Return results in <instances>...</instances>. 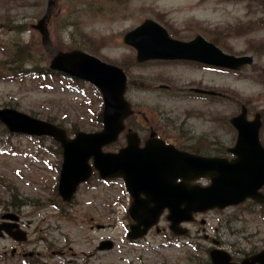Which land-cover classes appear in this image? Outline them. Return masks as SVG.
Returning a JSON list of instances; mask_svg holds the SVG:
<instances>
[{"label": "rangeland", "instance_id": "374dc122", "mask_svg": "<svg viewBox=\"0 0 264 264\" xmlns=\"http://www.w3.org/2000/svg\"><path fill=\"white\" fill-rule=\"evenodd\" d=\"M47 3L0 0V108L51 118L71 136L78 130L97 131L99 92L87 82L49 74L51 57L32 27ZM144 18L161 25L164 19L170 35L178 39L207 36L222 51L247 54L252 62L236 71L196 69L186 61L139 64L135 50L121 37ZM45 26L54 49H80L123 69L128 81L125 97L136 113L128 121L133 130L152 126L162 132L167 125L182 127L187 138L214 132L226 140L233 135L228 118L241 104L264 112V0H52ZM20 45L27 53L12 55ZM192 86L224 96L208 100L188 92ZM123 143L121 135L103 150L115 151ZM56 150L51 138L9 134L0 125V215L17 213L31 241L41 245L46 238L58 247L62 254L53 264H205L204 249L213 246L215 238L240 258L264 247V209L249 202L198 215L185 225L188 237L174 236L163 215L158 225L164 231L152 230L130 241L125 236L127 198L119 181L93 179L79 187L71 204L60 203ZM104 239L113 246L98 249Z\"/></svg>", "mask_w": 264, "mask_h": 264}, {"label": "water", "instance_id": "95a60500", "mask_svg": "<svg viewBox=\"0 0 264 264\" xmlns=\"http://www.w3.org/2000/svg\"><path fill=\"white\" fill-rule=\"evenodd\" d=\"M48 13L47 6L42 18L32 27L38 30L42 46L52 55L49 68L85 80L99 89L103 100V128L92 133L79 131L69 138L62 128L12 108L0 109V122L9 132L47 135L59 142L62 163L58 193L64 201L71 199L76 186L88 180L93 169L101 178L121 177L132 198L128 214L135 223L127 233L131 239L144 235L157 223L164 209L168 211V228L178 235L186 232L179 224L190 221L192 213L234 205L246 197L264 203V196L258 192L264 184V149L258 141L260 122L258 118L247 121L244 109L230 119L236 129V142L230 149L235 157L229 160L183 153L156 139L146 140L145 145L139 147L134 132L125 135L126 145L117 152L102 151L104 145L117 139L124 128L123 120L132 113L123 97L126 76L119 67L86 52L54 50L45 26ZM123 40L136 48L137 61L188 59L237 69L252 60L247 55L225 54L200 36L189 42L172 40L164 29L149 20L127 32ZM204 176L210 178L208 186L189 183L193 178ZM178 178L180 181L176 182ZM3 217L16 218L9 213ZM101 247L109 248L110 243ZM210 256L212 264H235L229 263V257L218 250H212ZM255 261L264 264V250L251 257V262L244 260L237 264H254Z\"/></svg>", "mask_w": 264, "mask_h": 264}, {"label": "flooded vegetation", "instance_id": "af4514ba", "mask_svg": "<svg viewBox=\"0 0 264 264\" xmlns=\"http://www.w3.org/2000/svg\"><path fill=\"white\" fill-rule=\"evenodd\" d=\"M152 19V18H151ZM154 20V19H153ZM156 21V20H154ZM164 22L163 28L166 30V21L162 19ZM158 22V21H156ZM159 23V22H158ZM168 31V29H167ZM201 35V34H200ZM205 40L209 42H215L209 37H203ZM190 38L186 39L189 40ZM192 66L208 70L209 66L193 63L191 62ZM211 68V67H209ZM160 89L166 90L168 85H161L159 86ZM206 89V88H203ZM208 90V89H207ZM188 92L205 96L206 99L212 100V98H218V95L212 94H205V93H195L194 91L189 89ZM217 92V91H215ZM246 108V115L247 118L253 117L257 112H253V110ZM260 119L261 123L264 126V112L261 111ZM146 120V119H145ZM147 121V120H146ZM156 128V127H155ZM182 127H168L166 125V130H162V132H158V129L155 131L150 126L147 130H135L138 133L140 139V145L144 142L145 139L150 137L158 138L164 141L167 145L173 146L178 151L187 152L190 154L203 156V157H231V153L229 152V148L234 144V132L232 130V137L227 138L224 140L223 138L219 139V137L214 133L210 132L213 135L208 134H201L200 136H189L188 138L180 132ZM232 139V141H231ZM260 142L264 147V137H260ZM194 182L200 183L202 185H206L208 183V179H201V180H193ZM261 192L264 193V186L261 187ZM165 214V213H164ZM17 220L14 222H9L6 225H9V232L17 231L16 225L20 226L22 229H25L26 236L25 239L22 241L14 240L11 238V234L9 233H2L0 232V264H53L52 260L62 253L58 247H54L51 241H47L46 238H43L44 241L40 245L37 241H31L29 238V233L27 229L23 227V222L18 214ZM199 215L195 214L194 218ZM142 218V217H141ZM195 220V219H194ZM0 222H3L0 215ZM203 223V222H201ZM2 224V223H1ZM13 225V226H12ZM156 230V229H155ZM157 232L160 230L157 229ZM40 245V246H39ZM70 250V247L68 248Z\"/></svg>", "mask_w": 264, "mask_h": 264}, {"label": "trees", "instance_id": "16d2710c", "mask_svg": "<svg viewBox=\"0 0 264 264\" xmlns=\"http://www.w3.org/2000/svg\"><path fill=\"white\" fill-rule=\"evenodd\" d=\"M24 46H25V45H20V46H18V47H17L18 50L16 49V50L11 51V54L14 55V54H19V53H23V52L26 54L27 51H24V50H23V47H24ZM18 51H19V52H18ZM16 71H17V68H16V69H15V68L12 69L11 74H12V73H15ZM17 73H18V72H17ZM46 120H47V121H50V122H53V120H52L51 118H46ZM53 123H54V122H53ZM57 125L60 126L59 124H57ZM57 148H58V147H57Z\"/></svg>", "mask_w": 264, "mask_h": 264}]
</instances>
